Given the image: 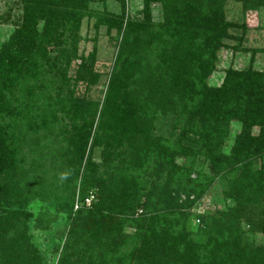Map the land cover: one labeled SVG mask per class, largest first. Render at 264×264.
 Listing matches in <instances>:
<instances>
[{
  "label": "trees",
  "instance_id": "trees-1",
  "mask_svg": "<svg viewBox=\"0 0 264 264\" xmlns=\"http://www.w3.org/2000/svg\"><path fill=\"white\" fill-rule=\"evenodd\" d=\"M21 1L22 19L0 49V264L42 263L29 232L28 219L33 215L27 207L39 197L35 171L43 165L33 156V149L32 157L27 156L25 145L30 140L24 141L27 132L42 128L39 119L48 126L47 115L40 111L46 112L41 101L43 81L56 74L50 47L60 50L56 59L67 58V63L81 58L77 82L95 84L100 79L94 71V54L78 56L79 26L84 16L93 15L89 8L93 0ZM154 1L166 5L163 22H152L149 6ZM228 1L144 0L143 21L129 22L119 44L94 134L99 103L73 93L64 98L61 109L71 118L64 137L71 146L66 149L65 162L72 178L79 176L90 140L100 144L105 133H109L110 146L127 143L137 166L156 156L160 158L156 172L165 168L168 173L162 183L150 186L127 174L112 183L95 175L88 157L80 176V195L83 200L95 195L96 205L88 215L79 210L72 217L71 237L58 264H73L74 257L86 264H264V244L243 238L245 231L264 234V163L258 165L264 156V128L257 136L247 131L264 125V69L256 70L252 63L244 69L229 67L222 85L208 83L219 52L229 46L227 39L243 40L233 32L245 26L226 15ZM234 1L248 9L264 5V0ZM103 20L122 33L123 16L106 12L100 14ZM159 110H174L184 119L179 143L177 139L162 143L153 134ZM225 119L226 133L220 134ZM232 119L245 128L225 154L222 148ZM124 154L127 151L115 159ZM180 155L192 160L204 156L214 176L197 171L192 177V165L177 163ZM121 171L129 172L124 164ZM219 175L226 176L227 196L236 205L221 211L212 224L206 223L205 241L193 239L188 230V209L194 201H177L164 211L155 207V197L162 196V201L171 187L184 192L188 201L192 195L198 198ZM45 188L40 190L43 197ZM75 193L76 189L64 190V202L60 198L70 214ZM140 211L146 212L142 215ZM131 220L135 230L125 239L123 225Z\"/></svg>",
  "mask_w": 264,
  "mask_h": 264
},
{
  "label": "rangeland",
  "instance_id": "rangeland-1",
  "mask_svg": "<svg viewBox=\"0 0 264 264\" xmlns=\"http://www.w3.org/2000/svg\"><path fill=\"white\" fill-rule=\"evenodd\" d=\"M165 6L159 1L151 2L149 7L152 22L159 23L166 20ZM89 8L92 10L93 15L84 16L78 30V56L84 55L88 58L92 53L94 54V71L100 73V79L95 84L77 82V67L81 62V58H74L70 63H67V58L62 60L59 57L56 59L55 56L59 54L60 50L56 47H50V57H52L54 63L56 62V66L52 70L56 74L50 75L43 81L41 101H43L42 106H44L46 112L40 111L41 114L47 115L48 126H44L43 121L39 119L42 128H40L39 132H27V138L24 141L26 143V141L30 140V144L27 143L25 145L28 147L26 149L27 156H31V150L33 149V156L43 165L42 167H37L35 171L36 178L39 180L35 190L39 193V197L35 198L27 207L33 215L28 219L29 232L33 243L38 249L37 252L42 260L41 264L59 263L62 252H64L63 250L71 237L70 224L72 217L79 210L86 216L96 205L97 197L95 195L87 196L84 200L80 195L81 177L84 175V167L88 157H91L95 175H103L107 182L114 183L115 180H120L121 174H127L139 179V183L142 180L144 184L150 186L155 182L162 183V177H167L168 173L165 168L161 172H156L155 163L157 159H160L156 158V156L147 158L142 166H137L134 161L135 156L130 152L126 142L124 144L117 143L115 147L107 144L109 133H105L103 142L100 144H91L90 140L84 155L83 164L78 167V177L74 176L72 178L69 174V169L67 170L66 168L65 153L67 147L71 146L64 137L67 134V130H70L71 118L64 115V111L61 109L64 107V98L73 93L75 97L99 103V110L93 127L94 134L96 124L100 121L99 111L107 94L109 79L124 31L128 27L129 22L137 24L143 21L145 3L144 0H93L90 2ZM99 11L100 14L109 12L123 16L122 33L119 32L115 24L111 26L109 20L100 21V14L94 15V12ZM225 12L228 19L244 25L245 29L233 32L243 36L241 42L227 39L226 43L229 46L219 52L216 69L208 78V83L212 86L222 85L226 78V70L229 67L244 69L252 63L254 69H264V5H260L256 9H248L241 1L229 0L225 5ZM22 13L23 4L21 0H0V49L18 27L22 19ZM43 23L44 21L39 23L40 29L43 27ZM144 37L148 38V34L145 33ZM234 46L238 47V50H235ZM145 68L148 69L149 67L146 66ZM183 122L184 119L176 111L168 110L164 112L159 110L154 122L155 129L153 134L160 138L162 143H172L176 139L177 143H179L180 127ZM244 128V124L239 120L232 119L229 122L228 132L222 148L225 154L230 153L231 147L236 141V136ZM262 128H264V125H255L247 131L252 135H262ZM218 131L220 134L222 132L226 133V119L220 124ZM121 151H127L128 155L124 154L121 159H115V155ZM127 160H130V162L125 164L124 162ZM262 162L264 163V156L258 162V165L260 166ZM177 163L185 166L192 165V177H196L197 171H203L209 176H214L210 162L205 160L202 155L195 160L180 155L177 157ZM123 164L129 172L121 171ZM239 177L243 178L244 175L241 174ZM215 178V181L207 186L206 192L202 196L197 198L192 195L189 201L184 192L175 190V188L172 191L171 187L170 193L168 192L162 201V196L159 199L155 197L158 202L155 207L164 211L177 201L179 203L185 200L186 203L194 201L191 208L188 209V230L191 232L193 239L205 241L204 229L206 223L212 224L213 219L218 217L221 211H226L236 205L235 200L227 196L228 182L226 176L219 175V177L216 176ZM44 182L45 185H50L45 188ZM42 188L47 191L46 197H43V194L40 193ZM74 188L76 189L74 194L75 201L70 214L61 206L60 198L64 202V198L62 199L64 190L68 192L75 190ZM43 212L46 216L41 219L40 215ZM145 212L140 211L139 214L142 213L143 215ZM134 224L135 222L131 220L123 225L122 237L124 236L125 239L129 238V234L135 230ZM242 225L244 229H247L248 225L245 222ZM243 238L248 243L264 244V234L262 233L245 231ZM68 250H71L70 247H68ZM97 250H101V247L98 246ZM71 260L73 264H86V262H79L76 257L71 258Z\"/></svg>",
  "mask_w": 264,
  "mask_h": 264
}]
</instances>
